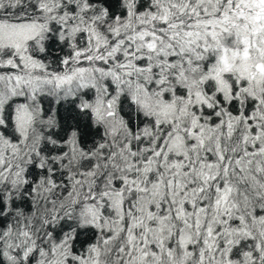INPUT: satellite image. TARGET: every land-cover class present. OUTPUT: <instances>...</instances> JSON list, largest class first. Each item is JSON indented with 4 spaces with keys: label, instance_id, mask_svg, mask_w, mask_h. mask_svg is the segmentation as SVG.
I'll use <instances>...</instances> for the list:
<instances>
[{
    "label": "snow or ice",
    "instance_id": "obj_1",
    "mask_svg": "<svg viewBox=\"0 0 264 264\" xmlns=\"http://www.w3.org/2000/svg\"><path fill=\"white\" fill-rule=\"evenodd\" d=\"M0 264H264V0H0Z\"/></svg>",
    "mask_w": 264,
    "mask_h": 264
}]
</instances>
